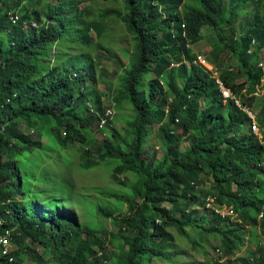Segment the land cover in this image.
Here are the masks:
<instances>
[{"label":"trees","instance_id":"16d2710c","mask_svg":"<svg viewBox=\"0 0 264 264\" xmlns=\"http://www.w3.org/2000/svg\"><path fill=\"white\" fill-rule=\"evenodd\" d=\"M86 2L0 0V217L5 220L0 234L12 229V244L18 245L0 264H153L156 258H169L160 249L174 242L173 229L190 238L187 227L202 240L219 236L226 254L233 255L244 244L238 231L242 236L246 231L206 209L203 175L213 182L210 194L216 202L233 206L244 226L259 227L263 237L264 119L257 115L260 141L245 109H252L264 88L259 61L264 50V0H199L202 9L186 11L185 0H123V12L116 9L105 15L122 19L132 35L134 56L131 67L124 69L123 89L108 95L107 104L103 93L87 86L97 81L92 54L103 49L96 40L106 27L102 18L90 21L92 14L86 9L77 11ZM10 11L20 16L17 24H10ZM244 19L247 22L238 27ZM91 30L96 39L89 35ZM227 30L233 36L223 39L219 33ZM63 36L86 47L87 68L66 67L67 58L79 51H69ZM206 47L211 52L205 60L217 72L195 64L201 57L197 52ZM50 53L54 56L47 66ZM228 55L236 61L231 69L220 66ZM59 62L63 68H57ZM237 69L243 84L236 83ZM150 75L154 77L147 79ZM218 80L231 90L230 98ZM123 98H129L134 115L121 131L112 120ZM107 107L114 109L109 117ZM103 119L106 129L100 128ZM94 127L107 132L109 142L93 149ZM154 127L164 153L151 160L145 148L151 146L155 152L150 143ZM42 139L65 150L81 144L82 169L114 165L115 184L125 188L119 174L136 177L132 191L110 195L113 205L97 203L93 217L87 211L79 217L69 209H75L71 202L50 196L26 200L18 162H2V157L22 159L23 152L41 149ZM92 150L97 161L92 160ZM17 195L22 200H16ZM198 208L203 209L200 217L195 215ZM104 218L119 226L118 233L102 230ZM39 248L50 253L49 259L38 254ZM251 256L242 264H264V246ZM219 260L215 264L222 263Z\"/></svg>","mask_w":264,"mask_h":264},{"label":"rangeland","instance_id":"374dc122","mask_svg":"<svg viewBox=\"0 0 264 264\" xmlns=\"http://www.w3.org/2000/svg\"><path fill=\"white\" fill-rule=\"evenodd\" d=\"M197 4L191 6L190 0H185L182 10H200L202 5L199 0H195ZM55 4L56 1H53ZM190 7H189V6ZM124 2L123 0H87L84 5H81L77 8V11H82L86 9L87 13L92 14V22L99 21L102 18V23L106 27V30L101 34L100 38L96 42H101L103 49H96L97 53L92 54L96 58L95 62V76H97V81L94 86L90 82L87 83L89 88L94 87L96 93L104 94V102L107 104L110 98H107L108 95H113L117 91L123 89V80L127 78L126 68L131 67L130 59L134 56V48L132 45V35L127 32L124 22L121 18L117 17L115 14L110 16L105 15L106 12L116 9H122L123 12ZM15 15L20 18L18 13L14 12ZM243 22H247L245 19L242 20L238 27ZM11 24V23H10ZM12 25V24H11ZM25 27V26H24ZM26 29V27H25ZM27 30V29H26ZM94 30L89 31V35L96 39ZM223 39H230L233 35L230 31H221L219 33ZM237 36V34H236ZM62 44L71 51L72 49H77L78 54H74L72 57L67 58L66 62L69 63L66 65L68 69L78 68L83 69L87 68L88 60L83 56V52L86 50V47L79 42L63 36ZM163 44V42H160ZM59 52V49H57ZM211 52V47H206L198 53V56L206 57ZM52 53V51H51ZM50 53V55H51ZM67 55V52L65 53ZM48 60L45 62L47 66H50L51 59L54 56L51 55ZM100 55L101 57H98ZM61 57H64L63 55ZM67 57V56H65ZM98 57V58H97ZM260 65H264V50L259 56ZM54 62L56 58L54 57ZM44 63V62H43ZM90 64V62H89ZM236 61H230V56H226L222 59L220 66L225 69H231V66L235 67ZM63 68V64L59 62L57 68ZM264 69V66H263ZM239 70L237 69L235 73L238 76ZM154 75H150L147 79L153 78ZM245 79L241 76H238L236 79L237 84H243ZM248 86V85H247ZM123 98L121 104L115 110L113 125L120 129L124 130L125 123L128 119L132 118L134 115L133 106L129 101V98ZM252 100L248 101L250 105ZM252 110L255 112V115L263 116L264 108V88L261 86L259 91V96L256 102L252 105ZM84 123L90 125V121L82 117ZM111 121V122H112ZM258 122V120H257ZM259 124V123H258ZM260 126V125H259ZM107 126L101 128L106 129ZM261 128V126H260ZM262 129V128H261ZM94 133L91 135L93 137L95 145L93 149L98 147V144L105 141L109 142L107 132L97 130L93 128ZM254 130V129H253ZM255 131V130H254ZM262 131V130H261ZM34 132L30 133V136H33L34 140H37V136L34 135ZM152 137L150 140L151 145H155L154 151L151 146H147L146 157H149L151 160L156 156L158 158L163 156L162 148V139L159 137V132L157 127H154L152 130ZM126 135V131H125ZM261 132H259V136ZM150 139V136L148 140ZM260 139V138H259ZM43 146L41 149H36L31 152H23L22 159L16 160L15 157L10 158L6 152L7 156L2 157V162H11L16 161L19 164V172L23 177V186L24 194L26 200H32L33 198H44L51 197L53 199L62 200L65 204L71 202L75 206V209L71 206L69 209L75 211L77 215L84 216L85 211H87L91 217H93V212L96 208L97 203L108 205H113V200L110 195L114 194H126L132 191L131 185L136 182V177L132 174L125 173V175L119 174L120 181L125 184V188L120 185H117L113 182L112 179V169L114 165H101V166H91V168H81V164L85 162L84 154L81 152V144L70 145L68 149L61 147L58 143H46L47 140L42 139ZM50 141V140H49ZM54 142V141H53ZM45 143V144H44ZM45 145V146H44ZM188 144L185 143L182 146V150H186ZM93 157L92 160L97 161L98 155L95 150H92ZM14 159V160H13ZM108 163V162H107ZM264 178V175H262ZM201 183L203 186L204 192H206L207 199L212 197L210 190L212 188L213 182L205 175L201 178ZM235 189V188H234ZM210 194V195H209ZM122 195V194H121ZM16 200H22L20 195L15 196ZM214 198V197H213ZM111 199V201H110ZM215 200V198H214ZM216 202V200H215ZM217 203V202H216ZM219 204V203H218ZM228 206V205H227ZM224 209V208H223ZM192 210V209H191ZM227 210V209H224ZM203 209L197 210L195 212L196 217L201 216ZM264 211V210H263ZM189 211L187 213H191ZM211 213V210H209ZM181 213V212H180ZM176 214L177 216L180 215ZM222 217V216H221ZM262 214H260L258 220H262ZM223 218V217H222ZM224 220V219H222ZM236 225L240 226L242 230L246 231V234L242 236V232L238 231V238H243L244 244L241 246L233 255L226 254V248L221 244L219 236L206 235L204 240L201 239V234L196 232L192 227L186 228V234L190 235V238L184 237L179 231L173 229L171 234L174 237V242L164 244L163 248L160 249L170 260L167 258H156L152 263L153 264H215V259L219 256L221 260L218 264H223V262L231 261L232 264H242L243 259H251V252H257L262 246H264V236L261 237L259 227L255 226H244L239 217L236 215L232 220ZM225 223L221 224L224 226ZM102 230L106 232L115 234L118 233L120 229L119 226L114 223L112 220L103 219L101 223ZM195 231V232H193ZM108 244V243H107ZM194 244L197 245L194 248ZM31 246V245H30ZM111 251L113 248L109 245L108 247ZM18 249L17 244H12L10 250L16 251ZM38 254L45 259H49L50 253L44 249L38 250ZM259 258V256H258ZM251 261V260H250Z\"/></svg>","mask_w":264,"mask_h":264},{"label":"built area","instance_id":"2783aa9c","mask_svg":"<svg viewBox=\"0 0 264 264\" xmlns=\"http://www.w3.org/2000/svg\"><path fill=\"white\" fill-rule=\"evenodd\" d=\"M8 20L12 25L17 24L19 22L18 16L13 15V14L8 15ZM34 27H37V26L34 25ZM195 64L202 66V67H205L206 69L210 70L211 72H217L218 71L216 68L209 65L204 57H199L198 60L195 61ZM263 66H264L263 64L260 65L261 68H263ZM216 77H218V74H216ZM218 83L221 86V89L224 93V96L226 98H230L232 96L231 90H229L224 85V83L221 82L220 80H218ZM237 103L242 107V104L240 103V101H237ZM107 108H109V107H107ZM245 110L249 114L250 118L253 121L252 128L255 130V131L253 130L255 132V134L257 136H259V132H261V136L259 138H260V141H262L263 136H262L261 128L257 122V115H255V112L252 109L247 108ZM113 111H114V109L112 107L107 109L106 117L111 116ZM105 125H106V119H103L101 121L100 127L103 128ZM223 208L227 209V210H224ZM206 209L208 211L211 210V212H213L216 215L222 216L223 219L230 218L231 220H233L235 215H236V217L238 216V213L235 212L233 206L218 204L215 202L213 197H210L208 199L206 198ZM4 224H5V220L2 217H0V226H4ZM11 246H12V229L7 228V229H5L4 233L0 234V260L6 256H9V254L11 252V250H10ZM11 261H12V259L10 258V262Z\"/></svg>","mask_w":264,"mask_h":264},{"label":"clouds","instance_id":"9594fccd","mask_svg":"<svg viewBox=\"0 0 264 264\" xmlns=\"http://www.w3.org/2000/svg\"><path fill=\"white\" fill-rule=\"evenodd\" d=\"M13 13H14V12L10 11V12H8L7 16H8L9 14H13ZM13 15H14V14H13ZM16 16H17V15H16ZM36 28L38 29L39 27L37 26ZM218 259H220L219 256H218L214 261L216 262ZM221 260H223V259H220L219 262H220Z\"/></svg>","mask_w":264,"mask_h":264},{"label":"crops","instance_id":"0c3cea01","mask_svg":"<svg viewBox=\"0 0 264 264\" xmlns=\"http://www.w3.org/2000/svg\"><path fill=\"white\" fill-rule=\"evenodd\" d=\"M15 15V14H14Z\"/></svg>","mask_w":264,"mask_h":264}]
</instances>
